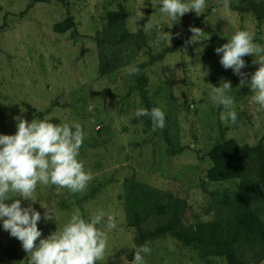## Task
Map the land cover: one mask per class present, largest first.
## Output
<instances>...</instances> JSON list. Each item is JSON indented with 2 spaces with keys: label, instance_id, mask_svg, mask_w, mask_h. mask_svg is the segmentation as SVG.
Returning a JSON list of instances; mask_svg holds the SVG:
<instances>
[{
  "label": "rangeland",
  "instance_id": "374dc122",
  "mask_svg": "<svg viewBox=\"0 0 264 264\" xmlns=\"http://www.w3.org/2000/svg\"><path fill=\"white\" fill-rule=\"evenodd\" d=\"M31 2L0 0V134L17 132L16 117L29 123L33 119L78 122L85 134L79 160L93 176L83 192L38 185L34 203L22 199V207L31 204L43 217L44 204L57 217L58 225L54 219L38 223L41 238L62 228L77 210L85 219L102 211L105 222L111 215L117 227L104 229L108 238L105 259L97 264H131L135 250L145 243L151 253L142 254L144 264H228L223 257L204 258L194 244L169 233L141 238L155 229L157 219L134 225L120 194L133 176L137 183L152 187L161 203L178 206L185 202L181 204L182 221L187 226L218 219V205L222 214L227 213L224 202L217 205L216 199L231 196L240 180H208L207 170L212 166L208 151L228 138L264 146V108L251 102L250 88L239 87L240 77L222 67V53L215 51L241 30L249 31L254 42L264 47V22L259 24L252 12L239 10L249 0H230L228 7L222 0H206L201 15L192 11L175 21L161 15V0H52L32 6ZM121 7L132 32H145L144 25L152 21V29L145 32L149 47L128 52L125 48L118 69L101 76L100 46L95 37L107 23V13ZM69 16L74 17L77 28L64 34L55 32L54 24ZM190 27L204 33L200 41L186 45L192 36ZM168 33L171 40L165 39ZM178 42L176 51L145 71L150 98L171 127L170 143L163 131L155 133L143 117L135 116L146 105L137 89V76L126 69L150 60L148 51L160 53ZM243 58L246 67L242 71L250 80L259 64L252 63L254 55ZM222 80L232 83L229 95L235 101V125L221 121L224 109L214 106L209 97L211 85L219 87ZM0 240L4 249L17 248L13 258L2 254L0 264H27L28 253L21 241L3 229L2 221ZM253 251L248 245L240 246L246 264H264V259L257 260L260 253Z\"/></svg>",
  "mask_w": 264,
  "mask_h": 264
},
{
  "label": "clouds",
  "instance_id": "9594fccd",
  "mask_svg": "<svg viewBox=\"0 0 264 264\" xmlns=\"http://www.w3.org/2000/svg\"><path fill=\"white\" fill-rule=\"evenodd\" d=\"M228 7L230 0H222ZM206 8V0H161L160 13L171 20L183 17L195 11L199 16ZM152 21L144 25L145 32L152 29ZM171 27V26H170ZM192 36L185 44H194L203 35V30L196 27L189 29ZM169 34V33H168ZM171 40V35L165 37ZM222 53L221 65L224 69H232L240 77L239 87L250 88L251 102L264 108V47L254 42L253 35L247 30L235 32L228 43L215 49ZM254 55L253 64L259 68L251 74L242 71L246 67L243 57ZM129 75H138L140 69L128 66ZM233 90L230 81H221L219 87L211 85L209 97L214 106H222L220 115L222 122L235 125L237 112L235 101L229 93ZM135 116L148 117L152 123V131L166 127L165 113L159 108L151 110L138 108ZM17 132L14 135L0 134V221L3 229L22 243L23 250L28 253L29 264H97L105 259L108 238L105 232L117 227L113 217L99 212L89 219L82 217L77 210L62 228L42 237L38 223L56 221L57 217L48 207L43 217L30 204L22 207V199L35 202L34 193L38 185L66 188L72 193L87 189L93 176L85 171L79 160L80 149L84 141V131L78 122L52 123L48 120L33 119L30 123L21 117L15 118ZM15 194L17 198L13 199ZM103 224V227L101 225ZM37 241H39L37 243ZM148 243L135 250L131 264H144L142 254H150Z\"/></svg>",
  "mask_w": 264,
  "mask_h": 264
},
{
  "label": "trees",
  "instance_id": "16d2710c",
  "mask_svg": "<svg viewBox=\"0 0 264 264\" xmlns=\"http://www.w3.org/2000/svg\"><path fill=\"white\" fill-rule=\"evenodd\" d=\"M51 1L32 0L31 6L38 2L50 3ZM248 6L243 9L239 8V10L252 12L258 23L262 24L264 22V0L261 2L249 0ZM106 20L107 23L103 30L95 37L100 46L99 72L101 76L111 75L118 69L125 48H129L126 51L128 52L149 47L146 33L143 30L132 32L128 29L127 13L124 8L108 12ZM76 28L77 24L73 16L53 26L54 31L60 34ZM179 45L180 42L156 54L148 51L150 60H145L136 66L140 69V73L136 75L139 81L137 89L148 110L154 108L155 105L149 95L145 71L148 66L163 60L168 53L176 51ZM143 120L146 126L152 129L151 120L148 117H143ZM48 121L58 123L57 119ZM170 130L171 127L166 123V127L161 131L165 134L166 140L171 143L168 137ZM154 132L157 133L158 130ZM172 152L175 151L172 150ZM208 156L212 163L207 170L208 180L211 182L240 180V184L231 196L216 199L217 205L224 202L227 213L222 214L218 205L216 212L218 219L200 221L187 226L182 221L184 208L181 204L185 202H179L178 206L161 203L157 195H154L152 187L137 183L135 177L132 176L125 183V193L120 194L126 199L129 219L134 225H140L156 217L154 219H157L158 223L155 229L142 234L141 238L169 233L185 243L194 244L204 258L223 257L228 264H246L247 261L240 256V246L248 245L254 249L255 255L260 253L257 260L264 259V146L262 144L256 146L241 144L235 138H228L215 143L208 151ZM15 198L17 197H13ZM163 217L166 219L165 222L161 221ZM141 238L136 240L140 245L142 244ZM16 253V247L4 249L0 240V260H4L2 254L7 258H13Z\"/></svg>",
  "mask_w": 264,
  "mask_h": 264
}]
</instances>
